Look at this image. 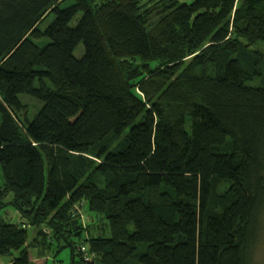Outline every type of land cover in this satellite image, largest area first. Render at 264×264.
Listing matches in <instances>:
<instances>
[{
	"label": "trees",
	"instance_id": "1",
	"mask_svg": "<svg viewBox=\"0 0 264 264\" xmlns=\"http://www.w3.org/2000/svg\"><path fill=\"white\" fill-rule=\"evenodd\" d=\"M141 4L0 0V211L22 217L0 226L10 264H36L32 248L52 262L69 248L68 264H255L264 80L241 91L264 77V0ZM20 94L41 103L33 118Z\"/></svg>",
	"mask_w": 264,
	"mask_h": 264
},
{
	"label": "rangeland",
	"instance_id": "2",
	"mask_svg": "<svg viewBox=\"0 0 264 264\" xmlns=\"http://www.w3.org/2000/svg\"><path fill=\"white\" fill-rule=\"evenodd\" d=\"M182 1L191 2L192 0H182ZM68 3H69L68 1L62 2L61 5L64 7ZM145 3H149V0H140V4H141L142 8H144L143 5ZM79 16H80V13H79ZM54 19H55V13L52 12V13L48 14L46 16V18L40 23V25H39L40 29L45 30L47 28V26L53 22ZM72 23L75 24L76 21H73ZM227 36H228V33H226L225 31H220L217 33L216 37H214V40L220 41V40H223ZM38 41H39L38 39H35V42L38 43ZM257 48L261 52L264 53V42H262V41L259 42L257 45ZM84 52H85V48H84L83 43H80L74 51V53L77 57H82L84 55ZM190 59L191 58H188L187 61H189ZM229 70H230V72H237L238 71V62L235 58L229 64ZM262 80H264L262 73L257 72L255 79L249 80L245 83V86L242 88L241 94L244 97H247L251 92V88L254 85H260ZM19 96H20V99L22 101L27 103V111L30 114V116L33 118L36 115L38 108L41 106V103L38 102L35 98H33L32 96H30L28 94H20ZM125 137H126V135L115 137V138L109 137L105 141V144L109 149H113L114 146H116L118 148L125 142ZM96 151L97 150H95L94 152H96ZM100 184L101 185L103 184V180H101ZM78 205L81 207V211L83 213L84 220H86V218L88 217V215L91 211L88 209L87 204L80 203ZM101 220L99 221L98 224L105 226L104 220L103 219H101ZM7 222H14V223L22 222V217H21L19 211L12 206L5 207L4 209H2L0 211V226L3 225L4 223H7ZM28 229H29L30 239L32 240V238L36 235L37 230L34 229V227L30 226L29 224H28ZM261 233L263 236L258 240L257 246L254 249L255 264H264V230ZM214 255H216V252L214 253ZM10 257L11 256L0 255V264L4 263L5 261L10 260ZM31 258L38 260L39 264H59V263H61L60 261H62V260L65 264H68V262L70 260V249L64 248L61 251V253L58 255L56 262H52L49 258H47V259L38 258L36 251H34V248L31 249ZM46 261H49V262H46Z\"/></svg>",
	"mask_w": 264,
	"mask_h": 264
},
{
	"label": "crops",
	"instance_id": "3",
	"mask_svg": "<svg viewBox=\"0 0 264 264\" xmlns=\"http://www.w3.org/2000/svg\"><path fill=\"white\" fill-rule=\"evenodd\" d=\"M0 185H1V183H2V173H1V168H0ZM34 251H37V249L36 248H34ZM37 254V253H36ZM38 258H40V259H47L49 256H37ZM13 259V257L11 256L10 257V260H8V261H5L4 263H2V264H10L11 263V260ZM33 259V258H32ZM35 262H36V264H39L38 263V260H36V259H33Z\"/></svg>",
	"mask_w": 264,
	"mask_h": 264
},
{
	"label": "built area",
	"instance_id": "4",
	"mask_svg": "<svg viewBox=\"0 0 264 264\" xmlns=\"http://www.w3.org/2000/svg\"><path fill=\"white\" fill-rule=\"evenodd\" d=\"M82 218H83V217H82ZM83 221H85L84 218H83Z\"/></svg>",
	"mask_w": 264,
	"mask_h": 264
}]
</instances>
